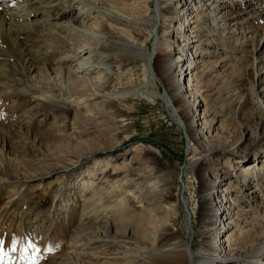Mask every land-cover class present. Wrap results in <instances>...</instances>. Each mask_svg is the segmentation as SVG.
Instances as JSON below:
<instances>
[{"label":"rangeland","instance_id":"obj_1","mask_svg":"<svg viewBox=\"0 0 264 264\" xmlns=\"http://www.w3.org/2000/svg\"><path fill=\"white\" fill-rule=\"evenodd\" d=\"M135 1L0 0V19L12 24L0 28V215L8 213L0 223V264H31L34 257L36 264H103L109 249L93 244L112 248L115 238L119 250H128L124 226L153 206L120 203L114 186L127 171L155 170L143 182L145 196L157 179L161 190L172 188L181 205L174 229L188 249L196 252L206 233L199 168L218 192L213 210L224 208L209 211L207 242L220 241L229 253L264 241V129L250 123L245 137L240 128L247 124L233 121L249 115L240 108L246 96L253 95L251 108L264 107L254 97L260 92L264 99V0H218L219 9L205 0L169 6L167 54L175 62V104L191 109L185 124L172 117L160 77L155 73L159 98L145 83L154 39L145 44L152 27L142 24H159V1ZM240 4L247 8L237 15ZM121 41L145 46V54L117 50ZM81 64L92 71L79 73ZM108 75L110 93L127 92L130 100L137 89L125 113L124 103L110 110L100 94L84 100ZM169 220L158 218L159 228Z\"/></svg>","mask_w":264,"mask_h":264},{"label":"bare ground","instance_id":"obj_2","mask_svg":"<svg viewBox=\"0 0 264 264\" xmlns=\"http://www.w3.org/2000/svg\"><path fill=\"white\" fill-rule=\"evenodd\" d=\"M119 1V0H118ZM137 1V0H136ZM135 1V2H136ZM159 3H157V6L155 7L156 14L157 16L159 15L160 17V22L158 24V21L155 23H151V18L150 19H145L143 20L144 23L142 24V27H145L144 29L146 31H149L146 27L151 26L152 30L149 32L150 36L146 40L145 44H147L150 41V38L153 37L154 39V49L153 52L149 53L147 61V65H145V83L147 85H152L156 88V92L152 93V98H159V90L156 87V82L159 80L157 75L160 77L161 82L165 85L166 87V96L164 99L167 102L168 108L171 109V115L175 121L178 122V120L181 123H184L189 115V109L185 107H177L175 104V99L174 98V93L177 90V86L175 85V82H173V79L175 78L174 76V69H175V62L171 60V58L168 56V50L167 48L169 40L167 37V29L166 27V22L169 21V6L174 5L178 0H157ZM190 1L192 4L193 2H196V4H200L197 2V0H187V2ZM206 2L211 1L212 4L209 6L212 7L215 5L213 8L219 9L218 7V0H205ZM201 1V2H205ZM246 1V0H245ZM244 1V2H245ZM250 1H256V0H250ZM181 2V0H180ZM248 2V1H246ZM195 4V3H194ZM147 5V3H146ZM253 6V4H252ZM144 6L143 8H145ZM246 4H240L238 7V12H235L237 15L242 14L246 10ZM146 10V9H145ZM146 13L149 11H145ZM149 14V13H148ZM213 14V13H212ZM150 15V14H149ZM137 16V15H136ZM148 17V16H147ZM21 16L19 17V20H21ZM138 18V17H136ZM130 19V18H129ZM133 19V17H132ZM135 19V18H134ZM142 19V18H141ZM153 21V20H152ZM137 23V22H136ZM4 24L12 25L10 24L6 19L1 20L0 19V28L3 30L5 29ZM134 25V24H132ZM130 26V25H129ZM128 27V26H127ZM216 27V26H215ZM6 29L4 30V32ZM10 32H12L11 29H9ZM140 31V30H139ZM160 31H162V38H159ZM10 32H6V35H10ZM134 32V31H133ZM138 33V31H136ZM141 32V31H140ZM143 32V31H142ZM127 34V33H126ZM135 34V33H134ZM125 34H123L124 36ZM129 35V34H127ZM136 35V34H135ZM140 35V33H139ZM132 36V35H131ZM130 36V37H131ZM141 36V35H140ZM125 37V36H124ZM128 37H125V39ZM140 38V37H139ZM134 39V38H133ZM202 40V37L199 38ZM129 40V38H128ZM198 42V40H197ZM120 48L117 50L125 49V50H137L142 56L145 54V46L138 45L137 43H134L131 41H121L120 42ZM31 51V50H27ZM89 51H92L89 49ZM90 54V53H89ZM28 56V55H27ZM258 60V59H257ZM78 72L82 73L84 75H87L89 72L92 70L88 65L86 64H81L78 67ZM119 70V68H116V71L112 72L111 76H114L116 72ZM154 72V73H153ZM77 73V72H76ZM157 75H156V74ZM90 75V74H89ZM110 75H108V78L106 81L102 83L101 88L97 89H87L86 90V96L84 97V100H90V99H95L98 97V94L102 95L103 98H106V103L108 109L112 110L115 109L117 105H123L124 107L122 108V113H125L128 108L126 104V100L128 103H132L133 100H135L136 95H137V89H130V94L133 97H129L130 100L126 97L129 95L127 92H115V93H110L109 88L112 87L111 80L109 79ZM77 77V76H76ZM264 77V74H263ZM79 78V77H77ZM158 78V80H157ZM73 79V78H72ZM85 80H87L85 78ZM74 82H77L78 84H82L81 81H84L80 78V80H73ZM88 81V80H87ZM90 82V81H89ZM243 84V83H242ZM182 88H180V91ZM140 91V90H139ZM142 92V91H140ZM199 93L198 91H193L192 96L193 99L196 100L195 98V93ZM148 94V92H146ZM243 93V92H242ZM246 93V92H245ZM251 93V92H250ZM141 94V93H140ZM150 94V93H149ZM144 95V94H143ZM146 95V94H145ZM200 95V94H199ZM245 94L242 95L244 97ZM251 95V94H250ZM253 96V95H252ZM252 96H246L243 104H240L241 111L244 109L249 110V115L247 116H242L241 115H235L233 121L235 122H242L243 121L247 124V127L240 128V133L242 136H245L249 134V125L250 123H253L254 128H263L264 129V107H253L251 108V97ZM254 97L258 100V103L262 106L264 99L263 95L260 92H255ZM198 100H201L199 98ZM245 106H250L249 108H245ZM197 104L196 101L194 102V105L192 106L193 109H196ZM191 110V109H190ZM120 114V113H119ZM216 117V116H215ZM263 119V120H262ZM214 120V119H213ZM215 121V120H214ZM185 124V123H184ZM243 125H245L243 123ZM185 129L187 130V127L184 125ZM236 128V127H235ZM224 133V132H223ZM104 136V135H103ZM222 139V138H221ZM191 140V139H190ZM220 145H222L220 143ZM242 150V148H241ZM240 150V154L241 153ZM216 152L217 149L215 150ZM147 163V162H146ZM147 166V165H146ZM149 167V166H147ZM151 168V167H150ZM95 171H93L92 176L96 177L95 174L98 173L99 165L95 166ZM151 173L148 174V176H143V175H131L130 173L128 174V171L126 172V177L120 181L116 182V185L114 186V189H117L116 191L118 192L119 195H121V200L120 203H126L129 204L130 200L134 201V203H140L143 204L145 203L146 205H152L153 208H151L150 215L147 216H142L140 218L139 214L132 218L131 221L127 223V225L124 226V232L122 234V238H125L126 240L127 237H130L129 240L131 239L132 244H127L128 250H119V246L121 243L116 242V238L114 240V245H112V248H108V245H103L101 247V242L97 244H93L94 246H99L97 250H102V249H109V254L104 253L100 257H111V259H108V261H104L103 264H264V241H260L256 243V245H248L244 249L237 248L233 246L231 248V251L227 253V251L222 249V246L220 244V241L210 245L207 242V238L210 235V231H208V227H210V218L212 220V215H209V211L212 209V213L220 214L221 209L224 210V208L219 207L220 210H216V212L213 210V207L215 206V197L218 195L217 191H211L210 188L207 187V181H206V176L207 172L204 171V169L199 168L198 169V180H199V185H200V196L202 199L203 203V208L205 211V214L203 215V225L205 227L202 228L203 231H206V233L202 232L201 234V239L202 242L200 246L198 247L197 251H193V248L188 249L186 246L185 240L183 236L181 235L180 231H175L176 225V220L180 214V209L181 205L179 203V200L176 198L175 192L172 190V188H168L165 190L162 189V182L157 179L156 183L154 186H150L152 189V192L147 193V196L144 195L142 191L146 189L144 187V180L151 179L154 175L156 176L155 170L152 169L150 170ZM246 174H250V172L247 171ZM132 178H131V177ZM143 187H140L141 184ZM149 183V182H148ZM151 185V181L149 183ZM153 187V188H152ZM148 190V188L146 189ZM142 192V193H141ZM142 194V195H141ZM118 195V196H119ZM219 199V197L217 196ZM153 203V204H150ZM222 203V202H221ZM148 206V207H149ZM217 208V207H216ZM5 210V209H4ZM3 210V211H4ZM135 213V212H134ZM18 214L22 215V211L19 212ZM165 214H168L170 216V220L166 222V224L161 225L160 228L158 226L159 222L158 218L160 221H162V217H164ZM19 216V215H17ZM8 217V213H3L0 215V223L5 221ZM222 219V218H221ZM110 224V223H109ZM122 224H118V227L120 228ZM221 225H218V227ZM111 227L106 224L104 233H108L111 229ZM162 227V228H161ZM224 225H222V228ZM221 232V231H220ZM212 234V233H211ZM219 235V234H218ZM81 237V236H80ZM218 237V236H217ZM219 238V237H218ZM217 238V241L219 240ZM123 240V241H124ZM209 240V239H208ZM257 240V239H253ZM128 241V242H131ZM252 241V242H253ZM251 242V243H252ZM256 242V241H255ZM112 243V242H111ZM122 244L125 245L123 242ZM131 245V246H130ZM228 246V245H227ZM124 248V247H123ZM229 248V247H227ZM92 250V249H91ZM94 250V248H93ZM131 251L132 253V260L131 262L129 261L128 255L129 252ZM100 252V251H99ZM126 252V253H124ZM102 253V252H101ZM122 254H124L125 258L121 259L119 258ZM130 254V255H131ZM104 259V258H103Z\"/></svg>","mask_w":264,"mask_h":264},{"label":"snow or ice","instance_id":"obj_3","mask_svg":"<svg viewBox=\"0 0 264 264\" xmlns=\"http://www.w3.org/2000/svg\"><path fill=\"white\" fill-rule=\"evenodd\" d=\"M2 244H3V242L0 241V245H2ZM29 247H33V246H32V245H29ZM13 251H15V248H13ZM33 251H36V249H35L34 247H33ZM2 255H3V253L0 252V258H2ZM31 264H36V259H35V257L33 258Z\"/></svg>","mask_w":264,"mask_h":264}]
</instances>
